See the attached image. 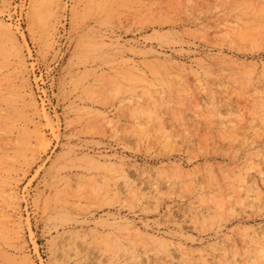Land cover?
Listing matches in <instances>:
<instances>
[{
	"label": "rangeland",
	"instance_id": "1",
	"mask_svg": "<svg viewBox=\"0 0 264 264\" xmlns=\"http://www.w3.org/2000/svg\"><path fill=\"white\" fill-rule=\"evenodd\" d=\"M0 264H264V0H0Z\"/></svg>",
	"mask_w": 264,
	"mask_h": 264
},
{
	"label": "bare ground",
	"instance_id": "2",
	"mask_svg": "<svg viewBox=\"0 0 264 264\" xmlns=\"http://www.w3.org/2000/svg\"><path fill=\"white\" fill-rule=\"evenodd\" d=\"M10 39H12V38H10ZM119 171V170H118ZM116 172V171H115ZM122 172V171H121ZM119 173V172H118ZM139 241H141V240H139ZM150 242H152V241H150ZM153 242H154V240H153ZM152 242V243H153ZM143 243V242H142ZM155 244H156V242H155ZM157 244H158V239H157ZM156 247H157V245H155Z\"/></svg>",
	"mask_w": 264,
	"mask_h": 264
}]
</instances>
